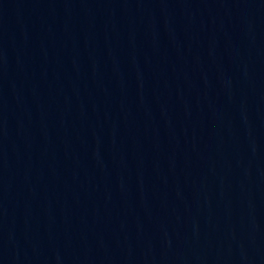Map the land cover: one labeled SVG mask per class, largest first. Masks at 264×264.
<instances>
[{"label":"water","instance_id":"obj_1","mask_svg":"<svg viewBox=\"0 0 264 264\" xmlns=\"http://www.w3.org/2000/svg\"><path fill=\"white\" fill-rule=\"evenodd\" d=\"M109 0H0V264H55Z\"/></svg>","mask_w":264,"mask_h":264}]
</instances>
